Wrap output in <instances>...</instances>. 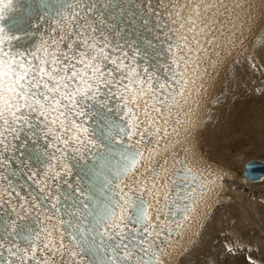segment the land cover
<instances>
[{
  "label": "snow or ice",
  "instance_id": "obj_1",
  "mask_svg": "<svg viewBox=\"0 0 264 264\" xmlns=\"http://www.w3.org/2000/svg\"><path fill=\"white\" fill-rule=\"evenodd\" d=\"M240 7L28 0L17 31L0 0V264H167L219 185L189 143Z\"/></svg>",
  "mask_w": 264,
  "mask_h": 264
},
{
  "label": "bare ground",
  "instance_id": "obj_2",
  "mask_svg": "<svg viewBox=\"0 0 264 264\" xmlns=\"http://www.w3.org/2000/svg\"><path fill=\"white\" fill-rule=\"evenodd\" d=\"M244 67L248 70L245 78L237 80ZM205 85L209 86V83L205 81ZM198 121L189 143L195 157L197 160L200 158V151L207 159L225 164L230 172L222 179L215 202L208 205L197 227L187 239L180 241L185 243L179 246L172 264H246L241 259V251L239 255L229 257L230 252L224 246L234 242L235 249L239 239L247 240L249 237L250 230L246 229L244 218L241 220L246 209L253 216L252 220L259 219L257 221L264 231V207L259 205V201L246 200L244 193L246 188L252 189L251 192L256 190L264 184V178L251 182L240 174L243 163L253 158L245 150L248 145L255 151L264 152V19L249 47L242 53H236L225 68L215 91L205 101ZM253 226L259 233L257 225ZM247 231L248 237H245ZM251 236L248 243L254 238ZM262 239L258 237L256 245L263 251ZM245 245L244 249L248 247Z\"/></svg>",
  "mask_w": 264,
  "mask_h": 264
},
{
  "label": "rangeland",
  "instance_id": "obj_3",
  "mask_svg": "<svg viewBox=\"0 0 264 264\" xmlns=\"http://www.w3.org/2000/svg\"><path fill=\"white\" fill-rule=\"evenodd\" d=\"M247 72H248V70L244 67L243 69H241L240 70V72H239V74H238V76H237V80H242L243 78H245V76H246V74H247ZM250 146V147H249ZM245 150H247V153L248 154H251V155H253L252 157L253 158H250V159H260V160H264V152L263 151H255L253 148H251V145H248L247 146V148L245 149ZM249 151V152H248ZM256 154H257V156H256ZM255 157V158H254ZM249 159V160H250ZM260 186H262V187H260ZM256 190H254V191H252L251 192V190L252 189H248V188H246V190H245V192L244 193H246L245 194V199L246 200H251V202L253 201V202H257V201H259L258 203H260L259 205H261L262 207H264V184H261ZM248 189V190H247ZM250 190V191H249ZM257 199V200H256ZM225 203V202H224ZM246 209V208H245ZM246 212V213H245ZM249 212V211H248ZM247 212V209L246 210H244L243 211V214H242V218H241V220L243 219L244 221H243V223L244 222H246V223H244L246 226V229L249 231V237H248V231L245 233V237L247 236L248 238H252V236L251 235H253L254 236V238H256L258 235V237L260 238V239H262L261 237H263L264 238V231H263V228H262V226H261V224L260 223H258V221L257 220H259V219H257L256 221H254V220H252L253 219V216L251 217L250 216V214ZM244 213H245V215H244ZM243 215H244V217H243ZM247 215V216H246ZM245 217H247V220L245 219ZM251 218V219H250ZM246 220V221H245ZM249 220H251V221H253V222H251V221H249ZM260 222V221H259ZM248 223L250 224H252V226H251V224L248 226ZM255 223V224H254ZM258 223V224H257ZM253 225H257V229L259 228L260 229V231H258L259 233H256L257 232V230L255 231V229L253 228L254 226ZM248 227L250 228V227H252V228H250V229H248ZM261 229H262V232H261ZM252 231V234H250V232ZM254 233V234H253ZM255 233H256V237H255ZM263 233V234H262ZM262 234V236L260 237V235ZM258 237H257V239H258ZM248 238H246L247 240H244V239H239L238 240V245L237 246H235V248H238L241 244L245 247L246 245L245 244H247L248 245V247H246L244 250H241V254H240V256L241 257H243V258H241L242 260H244V262L246 263V261H245V256H246V254H247V250H250L251 251V254L253 255V256H255L258 260H264V254H262V253H264V250L262 251L261 250V248H259V246L258 245H256V242H257V239H255V241H252V240H254V238L251 240V241H249L250 243H248ZM263 241H264V239H262ZM261 243H263V242H261ZM229 244H231L232 246L233 245H235V243L234 242H232V243H229ZM229 244H227V247H228V245ZM225 247V249H227V247L226 246H224ZM259 248V249H258ZM258 249V250H257ZM244 253V254H243ZM260 253V254H259ZM262 254V255H261ZM236 255H239L238 253L236 254ZM258 255V256H257ZM260 255V256H259ZM229 257H234L233 256V253H230L229 254ZM259 257H260V259H259ZM262 257V258H261Z\"/></svg>",
  "mask_w": 264,
  "mask_h": 264
},
{
  "label": "water",
  "instance_id": "obj_4",
  "mask_svg": "<svg viewBox=\"0 0 264 264\" xmlns=\"http://www.w3.org/2000/svg\"><path fill=\"white\" fill-rule=\"evenodd\" d=\"M252 162H254L256 166L254 169L248 170L247 165ZM254 172H256V174H254ZM243 174L245 175V177L253 181L261 180L264 176V162L259 159H250L246 161L243 165Z\"/></svg>",
  "mask_w": 264,
  "mask_h": 264
}]
</instances>
